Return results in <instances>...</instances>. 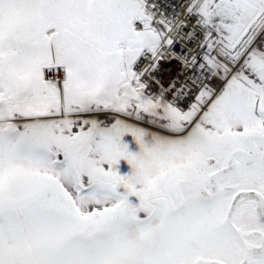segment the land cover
<instances>
[{
  "label": "snow or ice",
  "instance_id": "1",
  "mask_svg": "<svg viewBox=\"0 0 264 264\" xmlns=\"http://www.w3.org/2000/svg\"><path fill=\"white\" fill-rule=\"evenodd\" d=\"M0 264H264V0H0Z\"/></svg>",
  "mask_w": 264,
  "mask_h": 264
}]
</instances>
